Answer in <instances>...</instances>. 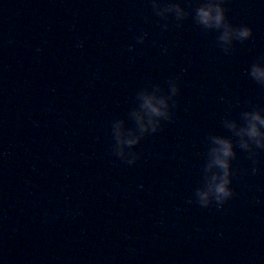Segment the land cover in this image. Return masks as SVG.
<instances>
[{"label":"water","instance_id":"95a60500","mask_svg":"<svg viewBox=\"0 0 264 264\" xmlns=\"http://www.w3.org/2000/svg\"><path fill=\"white\" fill-rule=\"evenodd\" d=\"M171 2L192 15L161 17L152 0H0V264H264V150L253 163L224 126L264 110L249 74L264 0H224L253 32L227 53L195 23L198 0ZM173 79L171 120L128 165L112 131L135 127L142 89ZM209 134L236 145L220 209L195 202Z\"/></svg>","mask_w":264,"mask_h":264},{"label":"clouds","instance_id":"9594fccd","mask_svg":"<svg viewBox=\"0 0 264 264\" xmlns=\"http://www.w3.org/2000/svg\"><path fill=\"white\" fill-rule=\"evenodd\" d=\"M154 12L165 17L168 13H174L177 20H184L192 15L178 2H169L161 5L158 0H152ZM224 0H198L195 5V23L205 30H216L219 46L227 53L234 41L243 43L248 40L253 32L246 25L234 26L226 15ZM167 28V25L164 26ZM145 35L138 38V43L145 42ZM78 47H83L80 43ZM250 76L260 85L264 86V57L253 63L249 71ZM170 91L164 93L158 85L151 86V90L142 89L137 94L139 107L133 109L135 127L125 129V120H118V127L112 131L115 143L112 145V154L128 165H134L140 158V154L134 151L145 135L156 133L160 130L161 122L171 120L170 101L179 93V84L176 79L169 82ZM159 93V95H157ZM264 110L245 111L241 113L243 124L235 120H225L224 126L238 140L236 145L249 153V159L256 163L255 149L264 150ZM259 125L260 127H258ZM126 136L134 138L126 139ZM208 151L202 169V186L195 190L196 203L202 208H209L213 204L222 208L230 201L235 193L230 187L232 177L235 175L232 161L236 159L235 146L231 138L216 134H209ZM255 174L257 169H252ZM192 201H189L191 203Z\"/></svg>","mask_w":264,"mask_h":264}]
</instances>
